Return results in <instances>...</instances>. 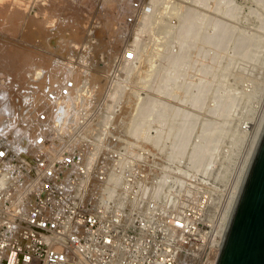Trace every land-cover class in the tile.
Segmentation results:
<instances>
[{"label":"rangeland","instance_id":"1","mask_svg":"<svg viewBox=\"0 0 264 264\" xmlns=\"http://www.w3.org/2000/svg\"><path fill=\"white\" fill-rule=\"evenodd\" d=\"M66 1L76 11L72 17L55 13L56 22L71 18L57 30L63 31L57 35L51 22L50 34L41 33L35 37L39 41L34 38L25 43L36 52V60L42 56L50 61L48 69L37 63L33 72L39 68L38 78L45 74L48 82L25 87L27 92L20 83L10 88L14 87L8 74L12 68L1 61L3 73L7 71L9 76L0 78L1 87L11 89L9 96L2 93L31 108L36 104L35 94L59 89L79 72L81 87L77 85L73 91L94 84V89L79 95L103 100L90 107L93 113L112 114L109 127L142 130L154 124L155 134H126L122 143L135 148L127 159L133 157L138 163L134 171H138L143 192L157 195L155 210L160 215L197 212L204 215L208 232L216 229L220 209L264 108V90L257 92L264 83V0H158L141 27L128 24L132 0ZM34 2L27 0L14 34L5 33L3 24H9L10 18H3L5 23L1 19V41L3 37L22 39L19 32L23 28V34ZM95 32L103 35L98 37ZM129 48L138 49L136 61L121 62ZM22 73L26 71L21 67L16 70L19 78ZM55 77V83L50 82ZM3 94L0 108L7 99ZM6 111L9 109H0V134L5 136L0 135V143L18 144L22 132H7ZM44 111L36 112L38 118Z\"/></svg>","mask_w":264,"mask_h":264},{"label":"built area","instance_id":"2","mask_svg":"<svg viewBox=\"0 0 264 264\" xmlns=\"http://www.w3.org/2000/svg\"><path fill=\"white\" fill-rule=\"evenodd\" d=\"M158 3L132 0L128 24L141 27ZM138 53L125 50L121 62ZM92 85L71 95L75 81H65L48 94L62 108L56 123L44 111L34 138L18 140L23 148L0 143V264H216L218 227L208 232L193 211L160 215L127 159L135 148L122 136L155 134L154 124L109 127L112 114L90 107L103 100L79 95Z\"/></svg>","mask_w":264,"mask_h":264},{"label":"bare ground","instance_id":"3","mask_svg":"<svg viewBox=\"0 0 264 264\" xmlns=\"http://www.w3.org/2000/svg\"><path fill=\"white\" fill-rule=\"evenodd\" d=\"M32 1V0H31ZM27 0H0V23L1 21L3 20L4 23L7 21H5V18L8 19L10 18V20L8 21L9 24H3L2 23L0 25H2V28L4 27V29L6 28V32L7 34H9L8 32L10 31V33L14 34L15 33V28L17 27L16 24H17V21L18 19L23 16V14L25 13L26 11V8H27ZM33 6H30V8H32V10H30L31 12H29V16L26 20V18H22L24 19L23 22H25V26L26 28L24 29V32L22 34L21 30L23 28H21L20 32L21 35H22V39L20 41H16L14 39H12L11 37V40H4V37L2 38L3 41L0 42V78H5L7 74V71H5V73H3L2 69L3 67L1 68V61H3L4 63H8L7 66H4V67H8V65L10 64V68H12L11 70L9 69L8 70V74L10 75V86H14V84H21L22 85V88L24 90H26L28 87H30L32 85V87H34L33 85L36 83H39L40 86H42L41 84L43 82H48L47 78L45 77V74H43V77H41L40 79L38 78L39 74L42 73V72H39L37 74V70H39V68L36 70V74L33 73L34 72V66L35 64H43L44 65V68L48 69L49 65H50V61L48 60H44L41 56V58L44 60L42 61L41 58H37L36 60V52L34 53V51L31 50L30 47H28V45H26L25 43H28L26 42L27 40H32L34 39L36 36H40L41 33H44V34H50V32L52 30H49L48 28V25H50L51 22H53L52 24H55L56 27H55V32L61 27L60 25H68L71 21V18L70 19H65L66 21L64 23H62L63 21L61 22H56L55 21V18L57 17V13H64L63 15H67L68 17H72L73 13L76 11L75 9V6H73V4L69 3V1H66V0H35L34 3H31ZM27 12H28V9H27ZM56 13V14H55ZM27 14V13H26ZM56 15V16H55ZM3 16V17H2ZM26 16V15H25ZM66 16V18H67ZM60 17V16H59ZM65 17V16H64ZM2 19V20H1ZM60 19V18H59ZM63 19V16L62 18ZM20 22V21H19ZM22 22V23H23ZM57 23V24H56ZM23 25V24H22ZM21 23H20V27H22ZM63 25V27H64ZM7 26V27H6ZM24 26V25H23ZM51 27V25H50ZM19 28V27H18ZM54 28V25L51 29ZM120 28V26H119ZM19 30V29H18ZM61 30L63 31V29L61 28ZM61 30H59V33L61 32ZM64 30H68V28L65 27ZM69 31V30H68ZM67 31V32H68ZM119 31V30H118ZM117 31V32H118ZM66 32V33H67ZM116 32V33H117ZM58 33V31H57ZM59 33L57 35H59ZM65 33V31H64ZM65 33V34H66ZM62 35H65L63 33H61ZM95 34L99 37L100 35H103V34H98L97 32H95ZM94 35V34H93ZM5 36V35H4ZM42 36V35H41ZM49 36V35H48ZM67 36V35H65ZM8 36H6V39H7ZM117 37V36H116ZM115 37V38H116ZM62 38V37H61ZM114 38V40H115ZM37 39V38H35ZM62 39H65V38H62ZM24 40V41H23ZM38 40V39H37ZM96 40V39H95ZM109 40V39H108ZM39 41V40H38ZM116 41V40H115ZM41 42V40H40ZM61 42V41H60ZM63 42V41H62ZM117 42V41H116ZM115 42V43H116ZM35 43V42H34ZM43 43V41H42ZM46 43V42H45ZM48 43V42H47ZM75 43V42H74ZM73 43V44H74ZM61 44V43H60ZM112 44V43H111ZM114 45V44H113ZM31 46V45H30ZM68 46V45H67ZM100 48V47H99ZM116 48V47H115ZM40 49V47H39ZM66 49V48H65ZM61 50V49H60ZM70 50V49H69ZM64 51V50H63ZM43 52V51H42ZM62 52V51H61ZM53 53V52H52ZM51 53V54H52ZM55 54V53H54ZM44 56V55H43ZM70 56V55H69ZM73 56V54H72ZM73 58V57H72ZM51 59V58H50ZM53 59V58H52ZM58 59V58H57ZM73 61V60H72ZM56 62V61H55ZM3 63V64H4ZM52 63V62H51ZM67 63V62H66ZM2 64V65H3ZM5 64V65H6ZM12 64V65H11ZM55 64V63H54ZM63 65V64H61ZM48 66V67H47ZM58 66V65H57ZM65 66V65H63ZM22 68L24 71H26V73H22L21 74V78H19L18 75H16V70L18 68ZM41 67V66H40ZM43 67V66H42ZM41 67V68H42ZM43 68V69H44ZM60 68V67H59ZM68 68V67H66ZM41 71V70H40ZM43 71V70H42ZM61 71L64 72L63 69H61ZM68 72V71H66ZM64 72V73H66ZM75 73V72H74ZM79 73V72H78ZM78 73L76 74H73L72 77L73 78H70L72 80L75 81V86H74V90H75V87L77 85L80 84L81 81L78 80ZM48 75H50L49 73H47ZM41 75V74H40ZM47 77H50L48 76ZM65 75V74H64ZM71 75V74H69ZM55 76V75H54ZM9 77V76H8ZM37 77V79L35 78ZM58 77H55L53 78L50 82L52 83H55L56 79ZM94 78V77H92ZM7 79V78H6ZM32 79V82L30 80ZM67 79V78H66ZM69 79V78H68ZM67 79V80H68ZM61 80V79H60ZM59 80V81H60ZM64 80V79H63ZM2 81V80H1ZM0 81V95L3 94L2 92L6 91L7 94L9 93V89L10 88H14L16 87V85L14 87H10V86H4V87H1L2 86V83ZM5 81V80H4ZM3 81V82H4ZM58 81V83H59ZM96 81V80H95ZM6 82V81H5ZM79 82V83H78ZM94 82V80H93ZM30 85H29V84ZM7 84V83H6ZM27 84L29 86H27ZM35 84V85H36ZM57 84V83H56ZM64 84V83H63ZM62 84V85H63ZM38 86V85H37ZM80 86V85H79ZM6 87V88H5ZM10 87V88H8ZM25 87H27L25 89ZM36 87V86H35ZM53 87V85L51 86ZM61 87V86H60ZM81 87V86H80ZM21 88V87H20ZM39 89V87H37ZM56 88V87H55ZM264 83L263 84H260L259 85V90L257 89V92H262L264 89ZM17 89V88H16ZM30 89V88H29ZM73 89L71 90V95L72 93H74L75 91H73ZM78 89V88H77ZM11 90V89H10ZM31 90V89H30ZM29 91L28 89L26 90V92ZM49 91V90H48ZM52 91H55V93L57 94L58 93V89L56 88L55 90L52 89ZM51 91V92H52ZM77 91V90H76ZM12 92V91H11ZM18 92V91H16ZM20 92H22L20 90ZM40 92V91H39ZM38 92V93H39ZM5 93V92H4ZM30 93V92H29ZM42 93V94H41ZM15 94V93H14ZM20 94V93H19ZM48 92L46 93V91H43L41 90L40 94H35L34 95V100H36V104L34 105V107H27L26 103L23 104V106H20V103L15 101L17 98L13 97V96H10V98L8 99L6 94H3L6 98V100L4 101V107H1V108H7L9 109V113H4V118H5V121H6V124L7 126H5L7 132L10 130L8 129H11L12 131L14 130V132L16 131H20L22 133H19V135H23V134H26V133H31L33 135H31L32 139L34 138V133H36L38 131V129L40 127H42L45 123H43L41 120H39L38 118V115H36V112L38 110H42L44 109L48 115H49V119L46 121V122H54L56 123L55 121H58V118H56V113L59 112V110H62V108L58 109L57 111V108H55V105L51 103V101L48 100ZM10 95V93L8 94V96ZM3 96V97H4ZM21 96V95H20ZM26 96V95H25ZM1 97V96H0ZM33 98V97H32ZM31 98V99H32ZM2 99V98H0ZM4 99V98H3ZM0 100V103L3 101ZM18 100V99H17ZM19 101V100H18ZM22 101V100H21ZM17 102V103H16ZM33 102V101H32ZM24 103V101H23ZM3 104V103H1ZM1 106V105H0ZM0 108V109H1ZM5 110V109H4ZM12 110V112H11ZM57 111V112H56ZM5 112V111H4ZM42 114V113H41ZM35 115V116H34ZM3 119V118H2ZM4 121V120H3ZM263 124H264V108L261 112V115H260V118L258 120V123L255 127V130H254V133L252 135V137L250 138V141L247 145V148H246V152H245V155L243 156V159H242V162H241V165H240V168L238 169V172L235 176V179L233 181V183L231 184V187L229 188V191H228V195H227V199L225 201V203L222 205V208L220 209V213H219V218H218V221H219V224H217V227H218V242H217V245L219 247V250H220V245H221V242H222V239H223V235H224V231H225V227H226V224L228 222V219H229V216L231 214V211H232V208H233V205H234V202L236 200V197H237V194H238V191L240 189V186H241V183L243 181V178H244V175L246 173V170L248 168V165L250 163V160L253 156V153H254V150H255V147H256V144H257V141H258V138H259V135H260V132L262 130V127H263ZM2 125V124H1ZM2 128V127H1ZM4 129V128H3ZM5 130V129H4ZM18 131V132H19ZM17 132V133H18ZM2 133V132H1ZM5 133V132H4ZM16 133V135H17ZM8 134V133H7ZM11 134V132H10ZM2 136V138H5V136H3V133L0 134ZM12 137V136H11ZM9 137V138H11ZM8 138V139H9ZM19 139V137H17ZM21 138V137H20ZM13 139V138H11ZM10 139V140H11ZM6 140V139H4ZM17 140V139H15ZM7 142H9V140H6ZM13 144V143H12ZM11 144V145H12ZM14 144L16 145L17 142ZM13 144V145H14ZM15 147H21V143L19 142ZM23 148V146L21 147ZM25 156H23L24 158ZM219 225V226H218ZM220 252V251H219Z\"/></svg>","mask_w":264,"mask_h":264},{"label":"water","instance_id":"4","mask_svg":"<svg viewBox=\"0 0 264 264\" xmlns=\"http://www.w3.org/2000/svg\"><path fill=\"white\" fill-rule=\"evenodd\" d=\"M216 264H264V124L226 224Z\"/></svg>","mask_w":264,"mask_h":264},{"label":"snow or ice","instance_id":"5","mask_svg":"<svg viewBox=\"0 0 264 264\" xmlns=\"http://www.w3.org/2000/svg\"><path fill=\"white\" fill-rule=\"evenodd\" d=\"M0 155H3V153H0Z\"/></svg>","mask_w":264,"mask_h":264}]
</instances>
